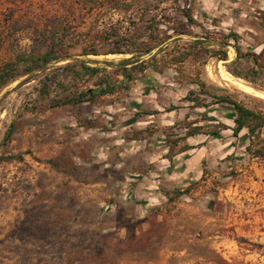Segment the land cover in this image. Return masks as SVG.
I'll use <instances>...</instances> for the list:
<instances>
[{"label": "rangeland", "instance_id": "374dc122", "mask_svg": "<svg viewBox=\"0 0 264 264\" xmlns=\"http://www.w3.org/2000/svg\"><path fill=\"white\" fill-rule=\"evenodd\" d=\"M254 53L264 0H0V264H264Z\"/></svg>", "mask_w": 264, "mask_h": 264}, {"label": "trees", "instance_id": "16d2710c", "mask_svg": "<svg viewBox=\"0 0 264 264\" xmlns=\"http://www.w3.org/2000/svg\"><path fill=\"white\" fill-rule=\"evenodd\" d=\"M186 16L188 17L189 20H193V16L190 13H187ZM61 43L60 41L57 40H52L44 49L40 54H31L30 56H28L26 58V62L27 67L29 70H33V69H38L43 67L47 62L50 61V59H53L57 56H55V52L58 49V47H60ZM152 48H149L147 50V52L151 51ZM88 52H86L87 54ZM95 54H98V52H93ZM23 57H26L25 55H23ZM251 58H253V62H254V67H253V72L255 73V75L250 76L251 79H256V77L258 75H263L264 74V63L263 62H259V55L258 54H252ZM123 64H129L130 63V58H126L124 60H122ZM81 64L85 67L86 70L90 71L92 74H96L100 71V67H96V66H88L85 62H81ZM13 69V68H11ZM4 73V72H3ZM129 77L130 75L127 74ZM4 77L3 74H0V79H2ZM264 89V84H262L261 86ZM111 91L110 88L108 87H104V86H99L98 89L96 88H90L88 89L86 92L83 93H79L77 96L75 95V98H73L72 100H84V98L86 97V94H91V96H94L96 93H107ZM220 101H226L229 102L231 104H233L236 109H237V116L235 117V122H236V126L234 128V132L235 135H238L240 133V131L248 126V121L250 119L253 120H257V124L255 126H249L250 127V131L251 132H255V130L257 129V127H264V114H259L258 112H256L253 109L247 108L246 106H244L243 104H241L239 101L234 100L230 97L227 98H221Z\"/></svg>", "mask_w": 264, "mask_h": 264}, {"label": "bare ground", "instance_id": "6f19581e", "mask_svg": "<svg viewBox=\"0 0 264 264\" xmlns=\"http://www.w3.org/2000/svg\"><path fill=\"white\" fill-rule=\"evenodd\" d=\"M117 55V54H116ZM225 76V75H224ZM232 81V80H231ZM243 88H245L246 90H251V87H249V86H247V85H245L244 83L242 84H240ZM254 90V89H253ZM262 91V90H261ZM257 93L259 94V95H261L262 97H264V92H259V91H257Z\"/></svg>", "mask_w": 264, "mask_h": 264}]
</instances>
